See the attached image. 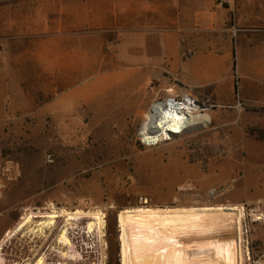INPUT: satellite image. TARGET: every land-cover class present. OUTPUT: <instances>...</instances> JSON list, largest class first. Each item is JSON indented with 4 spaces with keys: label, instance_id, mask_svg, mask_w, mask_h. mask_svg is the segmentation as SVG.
<instances>
[{
    "label": "rangeland",
    "instance_id": "1",
    "mask_svg": "<svg viewBox=\"0 0 264 264\" xmlns=\"http://www.w3.org/2000/svg\"><path fill=\"white\" fill-rule=\"evenodd\" d=\"M71 1L0 0V79L28 75L27 63L18 55L34 44H48L58 33L87 30L64 23L76 16L65 11ZM258 1L236 0L231 8L217 5L215 0L88 2L94 14L126 15L153 30L170 17L183 24L201 25V15L215 22L227 15L234 26L245 15L254 25L248 22L242 24L244 28L260 32L264 0ZM114 44L108 41L105 50L111 53ZM234 55L236 97L221 101L195 93L216 104L206 111L211 116L209 124L153 144L143 143L139 131L159 112V104L149 112L159 89L167 86L158 79L139 83L135 98L100 99L115 108L75 109V101L68 95L73 81H57L58 91L27 111L20 103H32L28 99H13L15 105L12 99L0 98V179L6 183L0 198V239L31 212L80 208L99 210L105 219L102 240L97 230L88 232V217L71 228L69 236L82 254L77 259L64 257L59 251L67 249L56 240L64 224L62 216L58 227L47 231L48 236L31 234L27 228L15 233L3 245L0 264H29L43 253L49 262L124 264L118 221L123 209L149 207L171 212L229 205L245 212L243 264H264V99L242 98L241 91L245 86L253 90L254 85L264 91V80L254 85L248 81L253 77L252 69H257L248 65L252 53L245 55V65L237 64V53ZM62 66H57L58 72ZM122 101L127 102L117 106ZM7 165H12V178L2 173ZM221 187L223 193L212 192Z\"/></svg>",
    "mask_w": 264,
    "mask_h": 264
},
{
    "label": "crops",
    "instance_id": "2",
    "mask_svg": "<svg viewBox=\"0 0 264 264\" xmlns=\"http://www.w3.org/2000/svg\"><path fill=\"white\" fill-rule=\"evenodd\" d=\"M88 1L69 2L65 11L76 16L64 21L67 27L82 26L87 30L80 34L68 31L55 34L50 43L38 42L20 53L18 57H24L28 75L1 78L0 98L28 99L32 103H20L27 111L30 105H41L43 98L58 91L57 81L62 84L73 81V90L68 95L74 99L75 109L115 108L100 99L135 98L139 83L158 79L161 85H175L177 90L230 101L236 97L232 75L235 52L239 65L246 64V54H253L248 65L257 69H252L249 82L264 80V27L260 32L244 28L242 24L248 22L254 25L249 13V18L241 16L234 26L229 24L227 15L218 22L201 15V25L183 24L170 17L165 25L153 30L139 26L133 17L126 15L102 11L94 14ZM108 41L115 42L111 53L104 48ZM60 63L63 66L58 72ZM245 87L241 90L242 98L264 99L259 86L254 85L253 90ZM13 103L18 105L14 100Z\"/></svg>",
    "mask_w": 264,
    "mask_h": 264
},
{
    "label": "bare ground",
    "instance_id": "3",
    "mask_svg": "<svg viewBox=\"0 0 264 264\" xmlns=\"http://www.w3.org/2000/svg\"><path fill=\"white\" fill-rule=\"evenodd\" d=\"M154 106L151 110H154ZM160 114L161 117L158 113L140 129L141 137L150 144L163 135L204 127L211 118L209 113H185L173 107L166 108ZM62 216L64 224L56 237L59 244L67 247L66 250L59 249L62 256L74 259L81 256L69 233L82 217L89 218L88 232L97 230L102 240L105 219L99 210L78 208L75 211L53 209L49 212H31L0 239V263L3 262V245L15 233L27 228L31 234L47 235L48 230L58 227V218ZM36 217L40 219L36 220ZM243 217L244 210L234 205L191 207L171 212L164 208H125L118 216L122 261L124 264H243ZM45 255L38 256L29 264H67L63 260L49 262ZM94 264L104 263L100 261Z\"/></svg>",
    "mask_w": 264,
    "mask_h": 264
},
{
    "label": "built area",
    "instance_id": "4",
    "mask_svg": "<svg viewBox=\"0 0 264 264\" xmlns=\"http://www.w3.org/2000/svg\"><path fill=\"white\" fill-rule=\"evenodd\" d=\"M236 0H215V3L217 5L222 6H229L234 4ZM157 99L153 102L151 108L149 109V112L151 111L153 105L159 104V116L161 117L166 108L173 107L175 109H178L179 111H183L185 113H206L210 108L214 107L216 104L211 102L209 98H200L195 93L188 91V90H177L175 85H167L165 87H161L157 93ZM140 132V131H139ZM181 134V133H180ZM140 135V134H139ZM179 134H170L169 136L163 135V137H160L159 140H171L175 137H177ZM140 139L143 143L148 144L140 135ZM156 141V142H157ZM154 142V143H156ZM153 144V143H152ZM0 159H1V153H0ZM11 166L7 165L3 167L2 173L7 176V178H12V175H10L11 172ZM6 187L5 181L1 178L0 179V198L3 196L4 189ZM220 192L223 193L225 190L224 188H214L212 192ZM44 255L46 253H43ZM81 254V253H80ZM82 255V254H81ZM47 260V255H46Z\"/></svg>",
    "mask_w": 264,
    "mask_h": 264
}]
</instances>
